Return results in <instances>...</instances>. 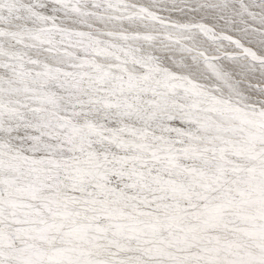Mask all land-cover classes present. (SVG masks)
I'll return each mask as SVG.
<instances>
[{
	"label": "snow or ice",
	"instance_id": "snow-or-ice-1",
	"mask_svg": "<svg viewBox=\"0 0 264 264\" xmlns=\"http://www.w3.org/2000/svg\"><path fill=\"white\" fill-rule=\"evenodd\" d=\"M0 264H264V0H0Z\"/></svg>",
	"mask_w": 264,
	"mask_h": 264
}]
</instances>
